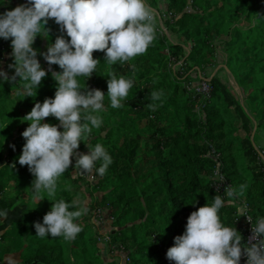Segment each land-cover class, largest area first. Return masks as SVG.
<instances>
[{
  "label": "trees",
  "instance_id": "trees-1",
  "mask_svg": "<svg viewBox=\"0 0 264 264\" xmlns=\"http://www.w3.org/2000/svg\"><path fill=\"white\" fill-rule=\"evenodd\" d=\"M159 1L146 3L155 11ZM163 1L164 9L155 11L153 19L155 39L144 54L110 64L102 51L93 52L101 61L85 82L89 88L107 94L113 73L134 84L120 108H112L105 95L103 126L85 139L91 146L103 144L113 157L106 173L93 175L95 182H86L85 189V178L74 173L72 165L59 178L66 186L56 192V199L63 197L80 208L85 191L94 197L79 218L83 230L72 241L36 235L33 222H42L52 202L46 192L36 194L26 186L32 173L17 158L25 143L21 133L28 126L23 120L27 113L20 119L14 115L18 108L23 112L53 97L56 82L51 72L61 69H49L38 55L48 74L32 97L18 94L23 81L0 80V209L8 213L0 218V259L17 257L15 264H120L112 254L121 253L129 258L125 264H175L166 251L173 238L183 234L190 213L212 203L215 195L228 198L217 173L242 192L234 204L220 210L226 226L234 224L245 235L243 218L238 217L241 202L248 204L253 218L264 216V146L259 135L264 131V0ZM25 2L6 0L0 13ZM230 2L239 5L232 9ZM240 11L249 22L246 27L231 19ZM46 27L49 39L37 37L33 45L41 52L63 34L53 19ZM217 45L223 48L224 67L246 90L243 102L216 74L208 80V93L191 88L200 81V72L215 65ZM4 51L8 55L0 69L10 78L15 73L10 67L11 40L0 38V61ZM78 79L83 84L86 77ZM161 91L159 99H153L152 93ZM45 122L59 123L51 116ZM85 143L78 152L89 151ZM96 192L101 195L96 197ZM39 204H44L40 213ZM101 206L111 221L109 249L99 246L88 223L93 209ZM106 253L112 261L104 260Z\"/></svg>",
  "mask_w": 264,
  "mask_h": 264
},
{
  "label": "clouds",
  "instance_id": "clouds-1",
  "mask_svg": "<svg viewBox=\"0 0 264 264\" xmlns=\"http://www.w3.org/2000/svg\"><path fill=\"white\" fill-rule=\"evenodd\" d=\"M5 2L0 0V4ZM49 19L60 26L63 34L41 52L33 45L37 37L49 39L46 27ZM153 19V10L146 0H26L0 13V38L11 40L14 64L10 67L15 68L10 78L0 69V80L23 81L18 94L32 97L33 90L36 96L48 74L38 55L48 63L49 69L52 65L61 69L51 72L56 82L54 96L36 102L23 117L28 126L21 133L25 143L17 158L19 164L27 165L34 176L32 191L36 194L46 192L50 198L46 199L52 202L42 222H33L37 236L63 237L72 241L83 230L79 218L87 208H76L63 197L55 198L59 178L70 165L74 167V173L99 176L106 173L113 157L103 144L91 146L85 139L94 128L103 126L101 113L105 95L112 108H120L134 84L133 79L113 73L107 79V94L89 88L85 82L96 72L101 61L94 58L93 52L102 51L110 64L144 54L155 39ZM79 77H86L83 84ZM160 95L162 91L152 93L153 99H159ZM50 116L59 123L45 122ZM82 142L89 149L87 153L78 152ZM11 147L14 149L15 145ZM239 195H242L241 191L228 187L227 199L215 195L212 203L192 211L183 234L173 238L166 258L175 264H240L244 256V264H264V216L253 224L252 218L247 217L243 209H238V217H246L252 226L247 241L234 224L226 226L221 220L220 210L234 204ZM42 199L45 198H39L38 202ZM7 215L0 209V218Z\"/></svg>",
  "mask_w": 264,
  "mask_h": 264
},
{
  "label": "rangeland",
  "instance_id": "rangeland-1",
  "mask_svg": "<svg viewBox=\"0 0 264 264\" xmlns=\"http://www.w3.org/2000/svg\"><path fill=\"white\" fill-rule=\"evenodd\" d=\"M230 4H231V2H230ZM235 5H239V4L238 3L234 4V5L231 6V8L233 9V7ZM153 7H154L155 11H158V10L162 11L164 9V7H165V2L163 0H160L159 4L157 6H153ZM155 11H153L154 19H156V12ZM231 19L235 20V22L241 27H246L249 24V22L247 20H245V14L241 13V11L240 12H236V14L233 15ZM159 24H160V27H162L163 29L165 28L162 23H159ZM216 48L218 49V51L216 53L215 65L210 67V68H207L206 72H200L199 76H202L204 78L210 79V77H212V75L216 74V76L219 77L220 80L223 81L229 87V89L233 90L236 93L237 98L239 99V101L243 102L242 96L246 93V90H244V92L241 90L242 89L241 86L236 82V80L231 75V73H229L226 70V68L224 67L226 65V63H225L226 60L224 59V54L222 52L223 48L222 47H218V45H217ZM7 55H8V52L4 51L3 58H1V61H0V65H3L5 63V57ZM192 75H195V73H193ZM196 83L197 82H195L193 84L195 85ZM30 111H31V108H27L26 107L23 112H21V109L18 108V109L15 110V114L14 115H15V117L17 119H20L19 117L22 116V113H24V112L28 113ZM262 117H264V115H262ZM24 129H25V127H23L22 130H24ZM13 131H14V128H13ZM259 135L262 136V138H264V131L263 130H259ZM14 139H19V136H15ZM260 143L264 146V140L262 141V139H261ZM263 159H264V157H263ZM81 176H83L85 178V180L82 181V187L84 189L87 186L86 182H91V183L95 182V178H94L93 175H90V174H87V173H82ZM30 177H33V178L30 180L29 183H27L28 184V185H26L27 188H29L31 186V183H32V181L34 179V176L33 175L31 176V174H30ZM65 186H66V181L63 180L62 178L59 179L57 191L60 192V189L65 187ZM24 188L26 189V187H24ZM222 188L224 189V187H222ZM68 192H69L68 193L69 196L72 193H74L73 191H68ZM85 195H86V199L83 200V202L81 204L83 207H87L91 203L92 199L94 198L93 195H89V193L86 192V191H85ZM100 195H101V193H99V192L95 193L96 197H98ZM72 196H73V198L76 197V200H79L78 196H75L74 194H72ZM38 206L40 208V211H39V213H40L43 210L44 204H39ZM31 212H34L33 208H31ZM88 223L90 224V227L92 229L93 234L95 236L99 237L97 239L99 246L100 247L102 246L103 248H105L107 246L106 249H109V242H110L109 231L111 229V221L109 220L107 209L103 208V206L93 209L92 215H91ZM43 238H46V237H43ZM103 250H101V251H103ZM119 254H121V253L112 254V256L115 259L122 260L123 257H122V255H119ZM109 255L110 254L107 253L106 255H103L102 257L106 261H109V260L112 261L111 260L112 256H109ZM113 257H112V259H113ZM16 259H17V257H16ZM15 260L14 261H10V258L8 257V255H4V257L2 259H0V263L1 264H15Z\"/></svg>",
  "mask_w": 264,
  "mask_h": 264
},
{
  "label": "built area",
  "instance_id": "built-area-1",
  "mask_svg": "<svg viewBox=\"0 0 264 264\" xmlns=\"http://www.w3.org/2000/svg\"><path fill=\"white\" fill-rule=\"evenodd\" d=\"M208 78H204V77H202V76H200V81L199 82H197L195 85L193 84V85H191V88H193L195 91H202V92H205V93H208L210 90H211V86H210V84H209V82H208ZM221 175L220 174H218L217 173V175H216V178H217V180L220 182V185L222 186V187H224V190L225 191H227V188L228 187H231V186H229L227 183H226V180L223 178V181H221ZM240 209H243L244 210V213H245V215L247 216V217H251L252 218V223L254 224L255 222H256V220L258 219V218H253L251 215H250V213H249V206H248V204L247 203H245V202H241L240 203ZM240 217H242L243 218V225H244V228H245V235L243 236V238H244V240L245 241H247L248 239H249V237L251 236V234H252V232H251V228H252V226H251V223L246 219V217H244V216H240ZM99 237H97V239H98ZM107 247V246H106ZM116 254V253H115ZM119 255H121V254H119ZM122 260H119L120 261V264H125L127 261H129V258L127 257V256H123L122 255ZM245 259H246V257H244V256H242L241 257V262H240V264H244V262H245Z\"/></svg>",
  "mask_w": 264,
  "mask_h": 264
},
{
  "label": "crops",
  "instance_id": "crops-1",
  "mask_svg": "<svg viewBox=\"0 0 264 264\" xmlns=\"http://www.w3.org/2000/svg\"><path fill=\"white\" fill-rule=\"evenodd\" d=\"M264 140V138L262 139V141ZM107 254V253H106ZM104 254V255H106ZM16 259V257L10 258V261H14Z\"/></svg>",
  "mask_w": 264,
  "mask_h": 264
}]
</instances>
